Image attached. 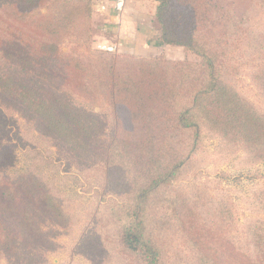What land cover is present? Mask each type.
<instances>
[{
	"label": "trees",
	"instance_id": "obj_1",
	"mask_svg": "<svg viewBox=\"0 0 264 264\" xmlns=\"http://www.w3.org/2000/svg\"><path fill=\"white\" fill-rule=\"evenodd\" d=\"M155 1L158 40L199 60L92 48L94 0H0V112L32 122L97 169L104 194L120 197L108 202L114 246L104 233L93 238L96 249L137 264H264V218L248 220L240 241L225 228L233 218L224 197L172 186L202 129L250 161L264 160V114L238 92L228 79L235 67L222 61L247 27L233 21L227 37L233 15L221 0ZM248 1L264 10V0ZM254 77L264 93V66ZM11 163L0 142V254L30 262L50 244L38 221L63 227L68 215L37 177L4 173ZM257 203L264 214V190Z\"/></svg>",
	"mask_w": 264,
	"mask_h": 264
},
{
	"label": "rangeland",
	"instance_id": "obj_2",
	"mask_svg": "<svg viewBox=\"0 0 264 264\" xmlns=\"http://www.w3.org/2000/svg\"><path fill=\"white\" fill-rule=\"evenodd\" d=\"M220 2L233 15V19L227 21L228 38L233 21L243 28L247 27L242 35V44L226 49L230 53L222 58L226 66L233 65L236 69L228 79L240 94L264 114V93L260 82L254 77L264 66V10L248 0ZM247 40L254 41V45L263 44V47L257 51L253 49L255 46H244ZM97 44L93 39L91 47L104 51ZM168 48L180 49L181 52L186 50L176 45H168ZM104 52L118 53L116 50ZM187 53L185 59H200L189 51ZM73 101L78 102L76 99ZM93 111L99 113L98 107H94ZM101 117L105 119V115ZM0 129V142L8 145L12 151V163L3 169L4 173L37 177L48 191L63 202L68 215L63 227L56 226L49 218L38 221L40 230L50 241L47 249L38 257L28 262L24 257L13 260L0 254V264H137L131 256L120 255L114 259L104 246L103 249L95 248L97 240L93 238L104 233H107L105 243H109V247L114 246L110 228L114 235L115 218L108 202L113 198L120 199L111 191L104 194L102 177L97 169L72 157L65 146L40 134L32 122L11 111L0 112ZM187 149L185 147V151ZM172 186L186 194L204 189L212 197H224L229 202L233 218L225 228L230 229L240 241L248 220L264 218L263 213L256 211L259 207L257 195L264 190V160L250 161L243 149L230 148L217 135L204 129L200 131L197 143L190 151V158L182 166ZM82 236L85 240L80 245Z\"/></svg>",
	"mask_w": 264,
	"mask_h": 264
},
{
	"label": "crops",
	"instance_id": "obj_3",
	"mask_svg": "<svg viewBox=\"0 0 264 264\" xmlns=\"http://www.w3.org/2000/svg\"><path fill=\"white\" fill-rule=\"evenodd\" d=\"M113 1L94 0V43L116 44L118 53L141 57L183 59L188 54L186 50L170 49L158 40L153 19L155 0H130L121 12L113 9Z\"/></svg>",
	"mask_w": 264,
	"mask_h": 264
},
{
	"label": "built area",
	"instance_id": "obj_4",
	"mask_svg": "<svg viewBox=\"0 0 264 264\" xmlns=\"http://www.w3.org/2000/svg\"><path fill=\"white\" fill-rule=\"evenodd\" d=\"M128 1H130V0H114L112 7L115 11L121 12L123 7H124V4ZM97 47L99 49L107 50V51H115L117 49L116 44H110V43L109 44L98 43Z\"/></svg>",
	"mask_w": 264,
	"mask_h": 264
}]
</instances>
